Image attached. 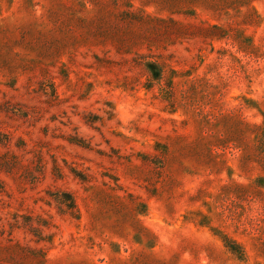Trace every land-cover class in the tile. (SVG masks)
<instances>
[{"label": "rangeland", "instance_id": "rangeland-1", "mask_svg": "<svg viewBox=\"0 0 264 264\" xmlns=\"http://www.w3.org/2000/svg\"><path fill=\"white\" fill-rule=\"evenodd\" d=\"M0 264H264V0H0Z\"/></svg>", "mask_w": 264, "mask_h": 264}]
</instances>
